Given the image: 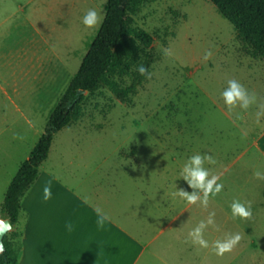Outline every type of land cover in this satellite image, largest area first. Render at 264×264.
<instances>
[{"label": "rangeland", "instance_id": "374dc122", "mask_svg": "<svg viewBox=\"0 0 264 264\" xmlns=\"http://www.w3.org/2000/svg\"><path fill=\"white\" fill-rule=\"evenodd\" d=\"M107 1L0 0V218L11 181L45 132L51 112L100 30ZM89 9L102 17L98 28L82 23ZM129 23L151 35L152 44L135 41L137 52L125 70L86 93L78 118L54 136L43 170L60 173L84 164L83 172L97 168L119 178L132 172L133 182L143 183L155 198L161 197L156 191L163 183L164 222L177 211L180 216L159 242L178 231L176 246L180 255H190L188 264H257L264 255L243 237L222 257L213 247L217 240L242 234L247 225L232 218L230 204L243 201L244 181L250 186L258 183L253 172L236 167L230 175L235 191L221 192L207 208L181 200L173 211V199L179 184L188 187L178 176L189 157L190 139L201 141L202 151L205 141H213L218 162L222 147L229 145L230 156L236 152L229 142L231 131L240 133L234 137L240 141L248 125L259 123L256 108L264 105V83L258 75L261 58L209 0H141L129 12ZM207 52L211 56L205 60ZM140 65L149 70L150 78L140 75ZM230 79L256 96L247 116L239 108L228 111L223 103L221 92ZM111 83L126 94L114 93ZM152 203L148 200L151 208ZM210 213L215 223L204 232L209 247L201 248L188 233ZM10 234L20 250L22 229L15 225ZM181 262L186 263L185 257Z\"/></svg>", "mask_w": 264, "mask_h": 264}, {"label": "crops", "instance_id": "0c3cea01", "mask_svg": "<svg viewBox=\"0 0 264 264\" xmlns=\"http://www.w3.org/2000/svg\"><path fill=\"white\" fill-rule=\"evenodd\" d=\"M260 62L263 63H260L258 75L264 83V60ZM256 109L259 123L248 125L240 141L234 139L240 134L238 131L229 133L230 146L233 145L236 152L230 156L229 145L222 147L220 160L214 165H205L220 176V182L224 184L223 195L235 191L230 175L236 167L253 174L257 169L264 170V105H258ZM200 144L196 138L189 140V157L197 153L213 157L214 142L205 141L203 151L198 150L203 148ZM49 159L50 152L40 166L38 178L22 198L17 223L23 232L22 248L16 264H183V257L184 264H188L190 255H180L177 247L178 231L172 232L165 242H159L165 229L175 227L180 216L177 211L168 223L164 222L163 183L156 191L161 197L155 198L143 183L133 182L132 172H125L119 178L97 168L83 172L84 164H79L80 168L76 170L63 168L62 172L56 173L43 170ZM49 182L52 198L45 201L43 189ZM244 182L243 187L240 186L244 196L241 201L251 202L253 216L245 220L247 225L242 228L241 235L264 255V180H258L253 186ZM179 186L176 192H192L189 186ZM148 200L154 202L152 208L148 206ZM181 200L175 193L173 211ZM209 200L212 203V198ZM97 212L107 217L103 229L97 228ZM68 222L75 225L74 231H67L65 225ZM182 233L186 234L185 231ZM257 264H264V256Z\"/></svg>", "mask_w": 264, "mask_h": 264}, {"label": "trees", "instance_id": "16d2710c", "mask_svg": "<svg viewBox=\"0 0 264 264\" xmlns=\"http://www.w3.org/2000/svg\"><path fill=\"white\" fill-rule=\"evenodd\" d=\"M209 1L233 25L239 36L252 46L254 54L264 60V0ZM140 2L107 1L104 21L78 72L51 112L45 132L8 187L1 213L13 226L19 221L22 198L38 178L40 166L48 158L54 136L78 118L86 93L96 90L109 76L125 70L127 61L133 59L137 52L135 41L145 46L152 44L151 35L132 29L129 23V12ZM110 85L117 95L126 94L115 83ZM11 234L15 236L16 232ZM11 234L4 238L6 251L0 255V264L17 262L20 250L14 248Z\"/></svg>", "mask_w": 264, "mask_h": 264}, {"label": "clouds", "instance_id": "9594fccd", "mask_svg": "<svg viewBox=\"0 0 264 264\" xmlns=\"http://www.w3.org/2000/svg\"><path fill=\"white\" fill-rule=\"evenodd\" d=\"M82 23L90 29L98 28L102 23V17L95 9H89L83 16ZM165 55L171 56V52L165 50ZM210 56V52L205 53V60L209 59ZM137 71L141 76L150 78L151 73L144 65H140ZM221 98L230 112L236 108L246 112L256 101L255 94L249 93V91L235 79L227 81V86L221 92ZM215 163V159L207 153H197L188 157L180 169L178 179L182 178L186 181L193 191L189 193L188 191L177 190L176 195L189 205H200L207 208L209 199L215 198L224 189V184L220 182V176L213 174L210 168L205 166L206 164L214 165ZM253 175L257 180H264V170L257 169ZM51 198L52 188L49 182L43 189V199L48 201ZM230 209L231 216L234 220H250L253 216L252 204L250 201L241 202L240 200H233L230 204ZM214 215V213H210L206 222L203 220L200 221V223L188 233L194 245H199L201 248L209 247L208 241L204 238V232L209 225H214ZM106 221L107 217L97 212V228L103 229ZM65 227L68 232H72L74 231L75 225L72 222H68ZM241 239V234L237 233L229 235L225 240H217L213 245L215 254L222 257L225 253L232 252L240 243ZM2 250L3 249H0V251Z\"/></svg>", "mask_w": 264, "mask_h": 264}, {"label": "water", "instance_id": "95a60500", "mask_svg": "<svg viewBox=\"0 0 264 264\" xmlns=\"http://www.w3.org/2000/svg\"><path fill=\"white\" fill-rule=\"evenodd\" d=\"M13 225L11 224L9 219L0 218V255H2L6 251V246L4 244L5 236L12 230Z\"/></svg>", "mask_w": 264, "mask_h": 264}]
</instances>
